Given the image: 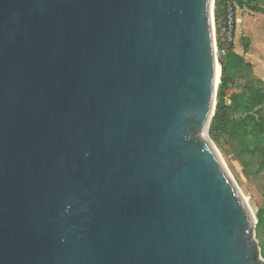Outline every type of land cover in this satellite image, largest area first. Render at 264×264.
Segmentation results:
<instances>
[{"label": "water", "instance_id": "95a60500", "mask_svg": "<svg viewBox=\"0 0 264 264\" xmlns=\"http://www.w3.org/2000/svg\"><path fill=\"white\" fill-rule=\"evenodd\" d=\"M214 3L0 0V264H264Z\"/></svg>", "mask_w": 264, "mask_h": 264}, {"label": "rangeland", "instance_id": "374dc122", "mask_svg": "<svg viewBox=\"0 0 264 264\" xmlns=\"http://www.w3.org/2000/svg\"><path fill=\"white\" fill-rule=\"evenodd\" d=\"M260 3L264 9V0H260ZM222 19L218 23L219 28L223 25ZM239 20L235 51L244 57L245 62L242 66L229 70L230 81L225 90L228 105H231L234 94L244 90L264 95V12L254 13L248 8H239ZM215 24L216 30H219L216 20ZM246 37L250 39L248 50L244 47ZM220 58L223 72L217 85V95L223 84L224 62L226 61L225 55ZM256 109L249 114L253 119L260 118V111L264 110V100ZM240 117L237 111L229 108V114L223 125L224 131L214 142L257 217L256 237L264 252V142L255 145L252 141L253 144L250 145L244 140L229 136L228 127L239 121Z\"/></svg>", "mask_w": 264, "mask_h": 264}, {"label": "trees", "instance_id": "16d2710c", "mask_svg": "<svg viewBox=\"0 0 264 264\" xmlns=\"http://www.w3.org/2000/svg\"><path fill=\"white\" fill-rule=\"evenodd\" d=\"M228 0H215L214 3V15L215 20L218 23L221 18L224 19V7ZM238 7L241 9L248 8L254 13L264 12L261 6L260 0H236ZM222 19V20H223ZM219 29V27H218ZM219 31V30H218ZM218 46L220 49H226L227 54L225 55L226 61L224 62V78L221 89L217 95V106L216 113L213 117L210 126V136L215 141L218 136L224 131L223 125L225 124V119L229 114V108L234 109L240 114L239 121L227 126L228 134L232 138L244 140L245 143L259 145L264 142V110H261V116L259 119L249 116L251 111L257 110V106L262 104L264 100V95L259 92H254L251 90H244L238 92L232 96V103L228 105L226 103V93L225 90L229 83V70L240 67L244 64L245 60L242 55L235 51V42H227L222 37L218 36ZM244 47L246 50L250 47V39L246 37L244 41ZM262 108V107H261ZM248 140V141H245ZM251 140V142H249ZM261 142V143H260ZM261 221V219H260ZM262 255L264 257V252L262 250Z\"/></svg>", "mask_w": 264, "mask_h": 264}, {"label": "built area", "instance_id": "2783aa9c", "mask_svg": "<svg viewBox=\"0 0 264 264\" xmlns=\"http://www.w3.org/2000/svg\"><path fill=\"white\" fill-rule=\"evenodd\" d=\"M239 28V7L236 0H228L224 7L223 25L216 30L215 24V38L216 49L219 57L227 54L226 49H220L218 46V36L225 39L227 42H235L237 39Z\"/></svg>", "mask_w": 264, "mask_h": 264}, {"label": "bare ground", "instance_id": "6f19581e", "mask_svg": "<svg viewBox=\"0 0 264 264\" xmlns=\"http://www.w3.org/2000/svg\"><path fill=\"white\" fill-rule=\"evenodd\" d=\"M220 79H221V65H220V62L218 61V81H220ZM246 200H247V198H246Z\"/></svg>", "mask_w": 264, "mask_h": 264}, {"label": "crops", "instance_id": "0c3cea01", "mask_svg": "<svg viewBox=\"0 0 264 264\" xmlns=\"http://www.w3.org/2000/svg\"><path fill=\"white\" fill-rule=\"evenodd\" d=\"M240 21V20H239Z\"/></svg>", "mask_w": 264, "mask_h": 264}]
</instances>
